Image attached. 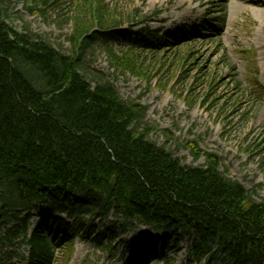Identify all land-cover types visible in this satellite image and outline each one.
<instances>
[{"label":"trees","instance_id":"1","mask_svg":"<svg viewBox=\"0 0 264 264\" xmlns=\"http://www.w3.org/2000/svg\"><path fill=\"white\" fill-rule=\"evenodd\" d=\"M28 1L32 13L50 6ZM102 9L89 4L93 18L102 13L94 26L75 19L70 51L63 52L27 28L11 27L0 0V264H10V248L20 246L28 248L26 264H52L54 247L71 245L80 232L98 238L90 221L109 215L115 226L186 231L198 264H264V202L254 201L195 143L186 146L204 165L182 166L172 151L147 139V108L124 100L110 80L85 67L94 41L126 37L115 24L103 30ZM139 35L140 42L130 40L129 56L107 48L116 69L136 75L134 53L147 44L161 50L211 39L215 31L202 21L163 36L149 28ZM32 211L39 224L29 234ZM149 242L141 243L146 258L158 252Z\"/></svg>","mask_w":264,"mask_h":264},{"label":"rangeland","instance_id":"2","mask_svg":"<svg viewBox=\"0 0 264 264\" xmlns=\"http://www.w3.org/2000/svg\"><path fill=\"white\" fill-rule=\"evenodd\" d=\"M4 3L11 27L19 32L27 28L63 52L70 51L68 37L75 19L94 26L102 16L93 18L89 4L103 6V30L115 24L134 36L145 27L161 35L208 21L217 37L162 50L140 48L134 53L136 75L116 69L108 56L107 48L119 58L129 56L132 43L123 39L109 44L94 41L85 67L110 80L124 100L147 108L142 128L149 131L147 139L172 151L182 166L204 165V158L195 162L186 146L195 143L202 153L215 155L220 171L240 183L254 201L264 202V47L259 45L262 36L255 40L261 25L256 12L264 13V0H49L50 6L39 13L27 10L28 0ZM31 222L33 231L39 215L33 214ZM90 222L99 245L97 237L80 232L71 245L54 247L52 264H129L135 247L148 237L159 247L168 238L165 253L149 264H196L189 255L192 237L184 230L176 236L145 233L142 227L115 226L112 215ZM108 229L115 242L104 235ZM138 250L141 254L142 248ZM10 252V264H24L28 257L25 246Z\"/></svg>","mask_w":264,"mask_h":264},{"label":"bare ground","instance_id":"3","mask_svg":"<svg viewBox=\"0 0 264 264\" xmlns=\"http://www.w3.org/2000/svg\"><path fill=\"white\" fill-rule=\"evenodd\" d=\"M236 11L237 12H239V9L238 8H236ZM256 17H257V19L260 21V33L258 34V36L256 37V41L257 42H259L260 41V39H258L259 38V35H260V38H261V36H262V43L263 44H260L259 43V45H261L262 47H264V13H263V11H257L256 12ZM262 31V32H261Z\"/></svg>","mask_w":264,"mask_h":264}]
</instances>
